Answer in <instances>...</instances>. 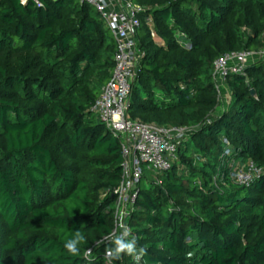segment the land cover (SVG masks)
I'll return each instance as SVG.
<instances>
[{
    "label": "trees",
    "instance_id": "obj_1",
    "mask_svg": "<svg viewBox=\"0 0 264 264\" xmlns=\"http://www.w3.org/2000/svg\"><path fill=\"white\" fill-rule=\"evenodd\" d=\"M37 1L0 0V264H136L105 258L121 142L91 110L115 40L90 4ZM129 1L142 10L126 117L188 131L168 169L143 174L125 239L139 264H264V62L226 76L221 110L212 76L225 54L264 50V0ZM228 158L262 173L235 185Z\"/></svg>",
    "mask_w": 264,
    "mask_h": 264
},
{
    "label": "built area",
    "instance_id": "obj_2",
    "mask_svg": "<svg viewBox=\"0 0 264 264\" xmlns=\"http://www.w3.org/2000/svg\"><path fill=\"white\" fill-rule=\"evenodd\" d=\"M26 0H21L24 3ZM38 3L37 0H34ZM90 4L100 14L115 40L114 67L110 79L101 88L91 110L120 139L121 142V177L114 190V228L108 240L122 231L120 225H126L125 219L132 209L139 191V183L146 170L157 173L170 166L181 139L188 128L163 127L126 117L130 85L135 77V66L139 58L134 34L140 25L135 7L129 0H78ZM258 57V59L256 58ZM256 58V59H255ZM264 62V50L259 52H231L216 59L213 63V78L223 83L230 72L238 73L254 60ZM228 151L223 153L228 156ZM229 170L228 179L235 185L248 186L262 173V168L249 160L237 164L233 159H226ZM224 174L220 175L223 179ZM215 181V178H213ZM159 183V181L157 180ZM105 258L106 252H105Z\"/></svg>",
    "mask_w": 264,
    "mask_h": 264
},
{
    "label": "clouds",
    "instance_id": "obj_3",
    "mask_svg": "<svg viewBox=\"0 0 264 264\" xmlns=\"http://www.w3.org/2000/svg\"><path fill=\"white\" fill-rule=\"evenodd\" d=\"M122 231L119 235L114 237V249H106V257H111L112 259L120 258L121 254H127L132 256L133 260L136 264H139L141 256L144 254V249L140 248L137 251L136 247V237H132L131 239H125L129 236L131 232L130 228L127 225H120ZM86 242L85 235L77 230L71 239H68L64 243V248L67 252L73 256L78 255L80 252L79 245L81 243ZM109 264H111V260H109Z\"/></svg>",
    "mask_w": 264,
    "mask_h": 264
},
{
    "label": "rangeland",
    "instance_id": "obj_4",
    "mask_svg": "<svg viewBox=\"0 0 264 264\" xmlns=\"http://www.w3.org/2000/svg\"><path fill=\"white\" fill-rule=\"evenodd\" d=\"M256 58L258 59V57H256ZM217 91H218V97H219L218 109L221 110L226 106V104L229 100V91H228L226 85L224 83H221V82L217 83ZM142 169L144 171V174L148 173L149 175L154 177V175H155L154 172L146 170L144 166H142Z\"/></svg>",
    "mask_w": 264,
    "mask_h": 264
},
{
    "label": "water",
    "instance_id": "obj_5",
    "mask_svg": "<svg viewBox=\"0 0 264 264\" xmlns=\"http://www.w3.org/2000/svg\"><path fill=\"white\" fill-rule=\"evenodd\" d=\"M254 93V91L251 89V94H253Z\"/></svg>",
    "mask_w": 264,
    "mask_h": 264
}]
</instances>
